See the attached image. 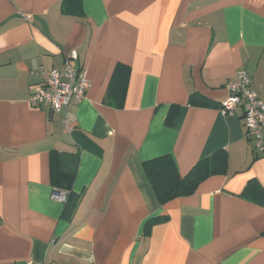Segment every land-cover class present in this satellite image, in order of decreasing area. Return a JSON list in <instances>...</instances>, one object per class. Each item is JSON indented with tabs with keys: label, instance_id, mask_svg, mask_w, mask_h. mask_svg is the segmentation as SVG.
Segmentation results:
<instances>
[{
	"label": "crops",
	"instance_id": "obj_1",
	"mask_svg": "<svg viewBox=\"0 0 264 264\" xmlns=\"http://www.w3.org/2000/svg\"><path fill=\"white\" fill-rule=\"evenodd\" d=\"M71 51L84 99L31 104ZM240 71L263 98L264 0H0V264H264V206L242 195L264 152L219 113ZM217 151L225 175L158 203L144 162L185 176Z\"/></svg>",
	"mask_w": 264,
	"mask_h": 264
},
{
	"label": "built area",
	"instance_id": "obj_2",
	"mask_svg": "<svg viewBox=\"0 0 264 264\" xmlns=\"http://www.w3.org/2000/svg\"><path fill=\"white\" fill-rule=\"evenodd\" d=\"M77 59V52L71 51L65 57L61 69H39L36 75L40 78V84L30 98V103L46 106L51 112H59L71 104L81 102L89 88V81L85 70L73 65ZM225 88L228 95L219 105L220 115L233 116L240 110L247 135L253 139L256 149L264 152V97H257L250 89V78L245 71L236 73ZM63 125L65 129H69L67 118H64ZM51 198L64 204L68 193L53 189Z\"/></svg>",
	"mask_w": 264,
	"mask_h": 264
},
{
	"label": "trees",
	"instance_id": "obj_3",
	"mask_svg": "<svg viewBox=\"0 0 264 264\" xmlns=\"http://www.w3.org/2000/svg\"><path fill=\"white\" fill-rule=\"evenodd\" d=\"M196 100L202 101L203 97L196 94L190 95L189 103L195 104ZM143 170L158 203L164 205L173 199L192 195L197 186L209 177L225 175L227 157L224 151H217L209 158L198 161L185 176L178 173L174 161L168 155L144 162ZM57 175L64 177L61 174ZM242 195L264 206V187L257 181H250L244 188ZM69 196L70 193H68ZM159 220V218L147 220L144 232L147 234L151 226Z\"/></svg>",
	"mask_w": 264,
	"mask_h": 264
}]
</instances>
